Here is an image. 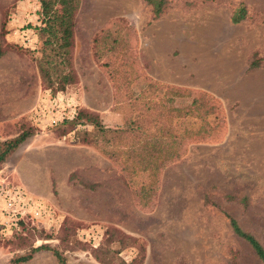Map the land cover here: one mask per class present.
I'll list each match as a JSON object with an SVG mask.
<instances>
[{
    "label": "rangeland",
    "instance_id": "obj_1",
    "mask_svg": "<svg viewBox=\"0 0 264 264\" xmlns=\"http://www.w3.org/2000/svg\"><path fill=\"white\" fill-rule=\"evenodd\" d=\"M38 10L37 0H0V31L6 22L7 32L0 36V141L15 138L22 126L38 130L0 164V176L52 208V221L43 225L53 235L44 240L36 233L23 245L0 241V264L41 244L62 251L66 264H101L92 250L109 227L144 243L142 264H262L225 214L264 246V0H167L159 17L145 0H82L73 50L78 81L53 98L38 71ZM120 18L131 31L124 23L116 29L128 31L130 63L139 75L212 94L227 117L221 142L191 145L163 170L156 204L147 211L99 147L60 140L49 126L54 114L79 107L98 113L106 126L123 123L126 108L116 105L109 78L123 76L113 71L124 68L125 58L109 52L110 42L96 41ZM24 32L34 35L30 47ZM65 218L81 224L75 247L56 238ZM134 254L127 249L119 256L130 262ZM25 264L57 261L41 251Z\"/></svg>",
    "mask_w": 264,
    "mask_h": 264
},
{
    "label": "trees",
    "instance_id": "obj_2",
    "mask_svg": "<svg viewBox=\"0 0 264 264\" xmlns=\"http://www.w3.org/2000/svg\"><path fill=\"white\" fill-rule=\"evenodd\" d=\"M37 1L38 25L34 26V30L42 47L41 56L37 59L38 71L44 90L55 97L78 81L73 50L76 18L82 0ZM145 1L154 17H159L167 5V0ZM240 20L238 15L233 17L235 23ZM122 23L125 24L123 29L131 31L124 19H116L100 31L96 41L102 45L105 41L110 42L109 52L125 58L123 66H120L124 68L113 71L114 74L122 72L123 76L111 75L109 78L116 105L126 108L123 123L115 128L106 126L98 113L79 107L72 119H66L54 128L60 140L70 138L71 142L99 147L126 181L136 204L147 211L156 204L163 170L179 162L191 145L221 142L227 133V117L222 102L212 94L159 82L145 74L139 75L130 63L132 49L127 40L129 33L121 34L116 29ZM6 33V22H3L0 36L4 37ZM3 52L0 42V56ZM37 132L36 126L30 124L22 126L15 138L0 141V164ZM225 216L233 234L245 242L264 264V246L242 229L234 218ZM80 227L81 224L72 219L62 220L56 232L59 244L64 248L78 245L76 232ZM51 231L32 226L30 222H20L10 237H0V241L23 245L36 233L48 240L53 235ZM127 249L135 252L130 262L119 256ZM41 251L51 252L57 264H66L63 252L48 244L31 248L29 253L12 258L9 264H25ZM145 253L142 241L114 227L104 230L102 240L92 250L101 264H142Z\"/></svg>",
    "mask_w": 264,
    "mask_h": 264
},
{
    "label": "built area",
    "instance_id": "obj_3",
    "mask_svg": "<svg viewBox=\"0 0 264 264\" xmlns=\"http://www.w3.org/2000/svg\"><path fill=\"white\" fill-rule=\"evenodd\" d=\"M32 35L31 32L22 33V42L26 47L34 44ZM36 113L40 117L43 110L38 108ZM74 115V109L67 114H54L49 126L56 127L64 120L72 119ZM53 214L52 208L41 197L33 195L22 186L10 184L0 176V237H10L20 222H30L32 226L47 229L43 224L52 221Z\"/></svg>",
    "mask_w": 264,
    "mask_h": 264
}]
</instances>
